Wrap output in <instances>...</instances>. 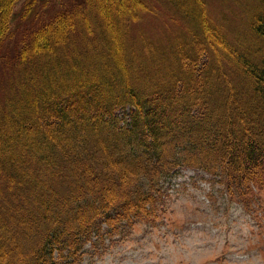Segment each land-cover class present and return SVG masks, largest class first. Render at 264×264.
I'll return each instance as SVG.
<instances>
[{"label":"trees","instance_id":"trees-1","mask_svg":"<svg viewBox=\"0 0 264 264\" xmlns=\"http://www.w3.org/2000/svg\"><path fill=\"white\" fill-rule=\"evenodd\" d=\"M164 1L153 37L150 0H0V264H82L183 167L260 202L264 0Z\"/></svg>","mask_w":264,"mask_h":264},{"label":"rangeland","instance_id":"rangeland-1","mask_svg":"<svg viewBox=\"0 0 264 264\" xmlns=\"http://www.w3.org/2000/svg\"><path fill=\"white\" fill-rule=\"evenodd\" d=\"M150 1L153 13L145 12L130 32L174 34L177 28L170 24L168 4ZM50 7L42 8L40 15L55 12L59 4ZM119 12L112 7L110 13L123 24ZM5 81L0 75V83ZM222 188L203 169H177L162 182L156 215L122 235L95 240L98 244L91 248L88 244L82 264H264V190L256 193L260 202L247 206Z\"/></svg>","mask_w":264,"mask_h":264}]
</instances>
